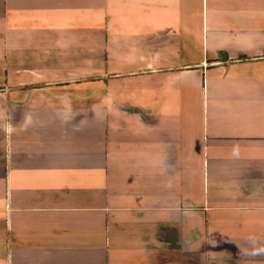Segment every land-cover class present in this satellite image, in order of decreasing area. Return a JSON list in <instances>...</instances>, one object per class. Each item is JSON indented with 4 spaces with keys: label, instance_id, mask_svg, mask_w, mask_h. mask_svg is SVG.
<instances>
[{
    "label": "crops",
    "instance_id": "1",
    "mask_svg": "<svg viewBox=\"0 0 264 264\" xmlns=\"http://www.w3.org/2000/svg\"><path fill=\"white\" fill-rule=\"evenodd\" d=\"M0 264H264V0H0Z\"/></svg>",
    "mask_w": 264,
    "mask_h": 264
}]
</instances>
